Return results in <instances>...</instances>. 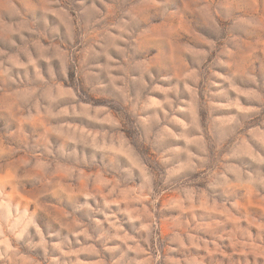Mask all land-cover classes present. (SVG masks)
<instances>
[{
  "label": "rangeland",
  "instance_id": "rangeland-1",
  "mask_svg": "<svg viewBox=\"0 0 264 264\" xmlns=\"http://www.w3.org/2000/svg\"><path fill=\"white\" fill-rule=\"evenodd\" d=\"M0 264H264V0H0Z\"/></svg>",
  "mask_w": 264,
  "mask_h": 264
}]
</instances>
